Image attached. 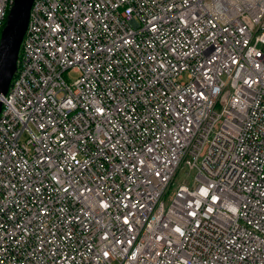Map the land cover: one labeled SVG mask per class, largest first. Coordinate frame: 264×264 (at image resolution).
Here are the masks:
<instances>
[{
    "label": "built area",
    "instance_id": "built-area-1",
    "mask_svg": "<svg viewBox=\"0 0 264 264\" xmlns=\"http://www.w3.org/2000/svg\"><path fill=\"white\" fill-rule=\"evenodd\" d=\"M0 103V264H264V0H32Z\"/></svg>",
    "mask_w": 264,
    "mask_h": 264
},
{
    "label": "water",
    "instance_id": "water-1",
    "mask_svg": "<svg viewBox=\"0 0 264 264\" xmlns=\"http://www.w3.org/2000/svg\"><path fill=\"white\" fill-rule=\"evenodd\" d=\"M31 2L12 0L0 30V96L6 92L16 69L17 54Z\"/></svg>",
    "mask_w": 264,
    "mask_h": 264
},
{
    "label": "rangeland",
    "instance_id": "rangeland-1",
    "mask_svg": "<svg viewBox=\"0 0 264 264\" xmlns=\"http://www.w3.org/2000/svg\"><path fill=\"white\" fill-rule=\"evenodd\" d=\"M68 76H69V77H75L76 74H75V73H71V74H69ZM182 173H183V172L178 171V173L176 174V176H175V180H174V182L172 183V186H171L170 190L168 191V193H167L166 196H165V199H164V204H165V205L167 204L168 199L170 198V196H171V194H172V192H173V190H174V187H175L176 183H178V182L181 181V178H182V176H183Z\"/></svg>",
    "mask_w": 264,
    "mask_h": 264
},
{
    "label": "bare ground",
    "instance_id": "bare-ground-1",
    "mask_svg": "<svg viewBox=\"0 0 264 264\" xmlns=\"http://www.w3.org/2000/svg\"><path fill=\"white\" fill-rule=\"evenodd\" d=\"M3 23H4V22H3ZM23 35H24V33H23ZM22 37H23V36H22ZM21 41H22V39H21ZM20 43H21V42H20ZM14 74H15V72H14ZM14 74H13L12 78L14 77ZM12 78H11V80H12ZM11 80H10V81H11ZM9 84H10V83H9ZM8 87H9V86H8ZM7 89H8V88H7ZM6 91H7V90H6ZM5 93H6V92H5ZM5 93H4V94H5ZM4 94H3V95H4ZM3 95H1V96H3ZM1 96H0V97H1ZM0 104H1V103H0ZM0 107H1V105H0Z\"/></svg>",
    "mask_w": 264,
    "mask_h": 264
}]
</instances>
